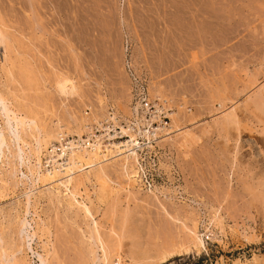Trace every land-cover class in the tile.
I'll return each instance as SVG.
<instances>
[{
	"label": "rangeland",
	"instance_id": "obj_1",
	"mask_svg": "<svg viewBox=\"0 0 264 264\" xmlns=\"http://www.w3.org/2000/svg\"><path fill=\"white\" fill-rule=\"evenodd\" d=\"M52 2L0 0V257L85 264L91 244L105 264L264 261V0ZM125 64L176 105L161 187L136 186L116 157L91 162L104 164V183L83 163L66 198L38 181V159L57 131L85 133L84 109L130 115ZM15 121L23 142L8 137ZM205 227L217 237L206 256L192 235Z\"/></svg>",
	"mask_w": 264,
	"mask_h": 264
},
{
	"label": "built area",
	"instance_id": "obj_2",
	"mask_svg": "<svg viewBox=\"0 0 264 264\" xmlns=\"http://www.w3.org/2000/svg\"><path fill=\"white\" fill-rule=\"evenodd\" d=\"M125 66L130 78V115L124 117L114 113L112 108H106V115L99 119L98 114L90 109H84L85 134L79 137L66 133L59 135V139L48 148L51 159L43 161L44 168L53 167L62 172L66 158L74 147L76 150H97L100 155L129 154L135 157L134 177L142 189L161 187L157 157L162 150L158 140L161 138L160 135L172 130V116L176 112V105L170 104L166 98L149 95L145 76L134 73L131 68H127V64ZM202 240L204 247L201 250L206 256L210 251L209 246L214 242L206 235Z\"/></svg>",
	"mask_w": 264,
	"mask_h": 264
},
{
	"label": "bare ground",
	"instance_id": "obj_3",
	"mask_svg": "<svg viewBox=\"0 0 264 264\" xmlns=\"http://www.w3.org/2000/svg\"><path fill=\"white\" fill-rule=\"evenodd\" d=\"M29 1V0H28ZM50 1V0H49ZM52 1V0H51ZM57 1V0H56ZM48 2V1H47ZM54 2H55V0H54ZM54 2H52V3H54ZM68 3H70L69 1H67ZM66 2V3H67ZM49 3V2H48ZM68 3H67V5H65L66 7L68 6ZM62 4V3H61ZM72 4V3H71ZM63 5V4H62ZM50 6V5H49ZM55 6V5H54ZM61 6V5H60ZM70 6H72V5H70ZM26 7V6H25ZM59 7V6H58ZM66 7H64V8H66ZM28 8V7H27ZM45 8H46V6H45ZM69 8V6L66 8V9H68ZM45 10V9H44ZM50 10H51V7H50ZM69 10L71 11V8L70 9H68V11L67 12H69ZM32 11V10H31ZM34 11V10H33ZM47 11H48V9H47ZM53 11V10H52ZM65 11V10H64ZM75 12V11H74ZM36 13V12H35ZM54 13H55V11H54ZM69 13H71V12H69ZM3 15V14H2ZM8 15V14H7ZM56 15V14H55ZM55 15H51V14H49V16L52 18V16H54L55 17ZM73 15V14H72ZM71 15V16H72ZM4 16V15H3ZM58 16V15H57ZM49 17V18H50ZM54 17L52 18V19H54ZM77 17V16H76ZM38 18V17H37ZM48 18V19H49ZM57 18V17H56ZM56 18L54 19V21L56 20ZM4 19H5V17H4ZM52 19L51 20H49L51 23H53L52 22ZM58 19V18H57ZM58 21V20H57ZM5 22V21H4ZM56 22V21H55ZM59 22V21H58ZM74 22V21H73ZM8 23V22H7ZM2 24H3V22H2ZM1 24V25H2ZM45 25V24H44ZM86 25V24H85ZM4 26V25H3ZM68 26V25H67ZM7 27V26H6ZM6 27H4V28H6ZM1 28V27H0ZM4 28H2V29H4ZM47 28V27H46ZM66 28V27H65ZM69 28V27H68ZM74 30V29H73ZM1 31V30H0ZM4 31V30H3ZM67 31V30H66ZM65 31V32H66ZM16 32V31H15ZM2 33V32H1ZM5 33V32H4ZM4 33H2V35L0 34V46L1 47H3V51H4V48L6 49V47H4L5 45H6V42H5V40L8 38V37H6L5 35H4ZM5 44V45H4ZM4 45V46H3ZM7 50H8V48H7ZM55 50V49H54ZM56 51V50H55ZM6 52V51H5ZM4 52V53H5ZM71 52V51H70ZM1 63V62H0ZM137 74V73H136ZM61 84H65V83H60V85ZM71 84V83H70ZM56 86V85H55ZM58 86V85H57ZM72 86H73V84H72ZM71 86V87H72ZM59 87V86H58ZM75 87V86H74ZM74 87H72L73 89H74ZM65 88H67V87H65L64 85H61V89H60V87H59V90H61L62 92H61V94H63V95H66V89ZM146 89H147V93L149 94V91H148V87H147V82H146ZM76 89H74V91H75ZM3 92V91H2ZM7 93V92H6ZM3 94V93H2ZM1 94V92H0V103H2V104H4L3 102H5L6 100H5V98H7L6 96H3ZM150 95V94H149ZM130 100H131V95H130ZM11 103V102H10ZM5 105V104H4ZM15 105V104H14ZM15 107V106H14ZM20 108V107H19ZM19 108L17 107V109H16V111H20L19 110ZM106 108H112L113 109V111H114V113H116V114H118V115H120L116 110H115V108L112 106V105H108V107L106 106ZM11 111V110H10ZM24 112V111H23ZM106 115V109H105V113H104V115L101 117V118H103L104 116ZM100 117H99V119H101ZM8 124L10 123V120H9V118H8ZM24 125V122H20V123H18V122H16L15 121V129L14 130H11V129H7L8 130V137L10 138L12 135L14 136V138H15V136H16V139L15 140H12V141H16V142H20V141H22V138H21V136H20V134L18 133V128L20 127L21 128V126H23ZM24 127V126H23ZM21 129H23V128H21ZM57 131V130H56ZM63 131H65V130H62V131H57V136H56V138H54L55 139V141L56 140H58L59 138V135H61V134H63L62 132ZM77 130H75V132H76ZM67 132V131H66ZM74 132V133H75ZM79 132V131H78ZM85 132V131H84ZM49 133V132H48ZM172 133V130L171 131H169L168 133H166V135H164V134H162V135H160V137H169L170 136V134ZM55 134V133H54ZM85 134V133H84ZM66 135H73V136H76L77 135V133H76V135L75 134H66ZM82 135V134H81ZM164 135V136H163ZM80 135H77V137H79ZM7 137V138H8ZM6 136L4 135V140L2 141V142H0V154H1V152H2V146L3 145H5L6 144ZM8 138V139H9ZM36 138V137H35ZM39 138V137H38ZM38 138H36V140L38 139ZM162 138H160V139H162ZM7 139V140H8ZM40 139V138H39ZM160 139L158 140L159 142H158V144L159 143H161L160 142ZM11 140V139H10ZM36 140H35V142H36ZM41 140V139H40ZM43 141V140H42ZM55 141H53V142H55ZM23 142V141H22ZM53 142H51V144L46 148L47 150L45 151V152H43V155H42V158H41V160H40V158L38 159V164L35 166V168L37 169H35L36 170V172H34V173H36V176H37V179H38V181H46L49 185H51V184H56V189H59L60 187H62L64 190H66V192H65V194L64 195H62V196H66V198H67V192H68V190H69V188H70V183L74 180L75 181V174H83V173H81L82 171H83V167H85V164H83V163H85L86 162V165H88L89 166V170H90V168H91V173L92 174H94L93 176L96 178V176L98 177H101L100 179H98V180H100V183H104V181H103V179H105V181L107 182L108 180H107V178H109V176L106 174V172H105V170H104V164L103 165H101V166H98V167H96L95 166V164H92L91 162H93L94 161V163H98V162H100V163H103V162H105V161H108V160H111L112 158H116V157H122L121 159L124 161V160H127V163H128V161L130 162V163H128V168L126 167L125 169H126V171H128V173H130V175H131V181L132 182H134L135 183V185L136 186H139L140 185V183H139V181L134 177V174L133 173H131V172H134L133 170H134V159H135V157L133 158V157H131L129 154H118V153H108V154H102V155H100L99 154V152L97 151V150H91V151H88V150H83V149H80V150H76V147H74L73 148V150H72V152L70 153V155H68L67 156V158H66V163H65V167H64V169H63V171L61 172L60 170H58V169H55V168H53V167H51V168H44V169H42V171H40L39 170V166L38 165H40V169H41V163H40V161H42V163H43V167H44V162H46V159H51L50 157H49V153H48V148H50L51 147V145H52V143ZM36 144L40 147L39 149L41 150V144H40V141L39 140H37V142H36ZM47 144V143H46ZM37 146V147H38ZM5 147V146H4ZM36 147V148H37ZM36 150V149H35ZM37 153H38V151H37ZM95 156V160H94V156ZM37 159H36V161H37ZM157 159H158V167H160L159 166V158L157 157ZM119 159H117V161H118ZM44 161V162H43ZM36 164V163H35ZM56 164V163H55ZM57 165V164H56ZM105 166H106V164H105ZM125 167V166H124ZM86 168V167H85ZM33 169V168H32ZM34 170V171H35ZM131 171V172H130ZM33 172V171H32ZM74 172V173H73ZM73 173V174H72ZM96 175V176H95ZM129 175V174H128ZM127 175V176H128ZM80 176V175H79ZM102 177H103V179H102ZM129 178V177H128ZM78 179V177L76 178V180ZM80 179V178H79ZM97 179V178H96ZM102 180V181H101ZM86 181H87V179H86ZM99 182V181H98ZM75 183V182H74ZM139 187H141V185L139 186ZM72 188V187H71ZM155 188V187H154ZM140 189V188H139ZM141 190V189H140ZM151 190H153V189H151ZM149 191V190H148ZM57 192L59 193V191L57 190ZM151 192V191H150ZM57 193V194H58ZM74 196V195H73ZM59 198V197H58ZM74 199V198H73ZM76 204V203H75ZM78 205V204H77ZM81 206V205H80ZM162 207V206H161ZM81 208H83V206H81ZM84 209V208H83ZM164 209V208H163ZM87 212H89V208H87L86 207V209H85ZM86 212V213H87ZM214 218L216 219V220H219V221H221L222 220V217H220V215H219V213L217 212V211H215V215H214ZM179 222V221H178ZM19 223H22V221L21 222H19ZM222 223V222H221ZM219 225H220V222H219ZM19 226V225H18ZM221 226H222V224H221ZM195 227V226H194ZM208 227H205V229H206V231H205V235L206 236H208L209 237V239L211 240V241H213V239H216L217 237H216V233H212L211 231H208V229H207ZM212 228L210 227V229L209 230H211ZM18 230L19 231H17L20 235H21V238H22V241L24 242V241H32L33 240V237L35 236V232L33 233V234H31V233H28V234H24V233H22V229H21V227H20V229L18 228ZM194 229H192V231H193ZM213 230V229H212ZM91 231V230H90ZM199 232H200V230H199ZM214 232V231H213ZM84 233V232H83ZM191 233V232H190ZM18 234V235H19ZM192 234V233H191ZM204 234H203V236H204ZM193 236H195L196 235V237H194V239H196L197 240V243H198V245L200 244V247H204V243H203V240L201 239V237H200V235L198 234V232L195 230L194 231V233L192 234ZM184 239V238H183ZM182 239V240H183ZM9 240V239H8ZM7 240V241H8ZM90 240V239H89ZM88 240V242H91V240L89 241ZM196 240H194V241H196ZM220 240V239H219ZM3 241V240H2ZM22 242V243H23ZM85 242V241H84ZM8 244V243H7ZM21 244V243H20ZM84 244V243H83ZM9 245V244H8ZM87 245V244H86ZM89 246V245H88ZM88 246H84L86 249H87V247ZM102 246H104V245H102ZM10 247V246H9ZM15 247V246H14ZM89 249H87V252H86V249L85 250H83V251H85L86 253V261H85V264H103V262H104V264H105V259H101V257H99L98 255H97V250H95V248H93V246L90 244V247H88ZM17 249V248H16ZM29 249H31L32 250V248L31 247H29ZM4 250L6 251V249L4 248ZM12 250V249H11ZM14 250V249H13ZM18 251V250H17ZM3 252V250L1 251V253ZM1 253H0V255H1ZM4 253H6V252H4ZM11 253H13V251L11 252ZM3 254V253H2ZM6 255V254H5ZM13 255V254H12ZM103 256V255H102ZM2 257H4L3 255H2ZM8 257V254H7V256L6 257H4L5 259H2L1 257H0V259H2V260H0V264H24V262H22V263H20V261H19V258H18V260H17V257L15 258L16 260L14 261V258L13 257H9V258H7ZM38 257V259H39V262H40V264H49L44 258H42V257H40V256H37ZM13 258V259H12ZM83 258V257H82ZM119 258V257H118ZM254 259V263H252V262H250V260L249 261H242L241 259H234V260H231V261H229V264H264V261L263 260H258V258H256V257H253ZM252 259V258H251ZM260 259V258H259ZM227 260V259H226ZM216 264H227L226 263V261L222 258V259H219L218 260V262L216 263Z\"/></svg>",
	"mask_w": 264,
	"mask_h": 264
}]
</instances>
